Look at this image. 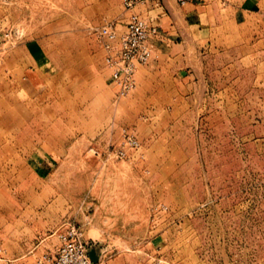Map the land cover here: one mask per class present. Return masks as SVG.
Listing matches in <instances>:
<instances>
[{"label":"rangeland","instance_id":"rangeland-1","mask_svg":"<svg viewBox=\"0 0 264 264\" xmlns=\"http://www.w3.org/2000/svg\"><path fill=\"white\" fill-rule=\"evenodd\" d=\"M122 3L0 0V264L68 225L101 264H264V18L195 33L194 97L155 60L119 99L90 31Z\"/></svg>","mask_w":264,"mask_h":264},{"label":"built area","instance_id":"built-area-1","mask_svg":"<svg viewBox=\"0 0 264 264\" xmlns=\"http://www.w3.org/2000/svg\"><path fill=\"white\" fill-rule=\"evenodd\" d=\"M191 0H175L183 7ZM161 0H123V9L127 14L123 24L106 22L102 26L91 28L90 37L102 50L104 67L109 74L110 84L117 98H126L137 88L136 74L139 67L146 66L153 58V44L159 30L151 20L135 12L137 6L151 4L159 7ZM125 149L135 150L139 142L131 129H122ZM125 149H119L116 156L124 158ZM58 246L53 255H45L36 264H97L93 263L89 253L93 250L84 239L82 231L75 226L67 228L57 235Z\"/></svg>","mask_w":264,"mask_h":264},{"label":"crops","instance_id":"crops-1","mask_svg":"<svg viewBox=\"0 0 264 264\" xmlns=\"http://www.w3.org/2000/svg\"><path fill=\"white\" fill-rule=\"evenodd\" d=\"M135 12L151 20L159 30L158 38L151 41L154 47L152 64H155L153 63L155 60H160L156 62L157 68L164 66V62H171V66L179 64V68L173 74L175 79H178L177 82L180 86L189 84L190 89H194L191 92L192 98L200 85L197 73L189 66L187 59L188 55L197 53L191 45L194 43L195 33L200 30L214 29L218 24L226 22L238 23L241 21V25H246L252 20L254 22L261 21L264 18V0H191L183 7L179 6L175 0H161L159 7L145 4L137 6ZM126 17L124 9H121L116 21L123 24ZM95 46L104 55L96 44ZM161 61L163 63H159ZM147 69L149 67H139L136 74L137 84L138 75L141 73L145 75L143 71ZM173 69H176L175 66ZM141 80H144V76ZM179 98H182L181 95ZM95 255L97 264H101L100 254L95 251Z\"/></svg>","mask_w":264,"mask_h":264},{"label":"water","instance_id":"water-1","mask_svg":"<svg viewBox=\"0 0 264 264\" xmlns=\"http://www.w3.org/2000/svg\"><path fill=\"white\" fill-rule=\"evenodd\" d=\"M89 255H90V258H91L92 262H93V263H97V256L95 255V251L92 250V251L89 253Z\"/></svg>","mask_w":264,"mask_h":264}]
</instances>
